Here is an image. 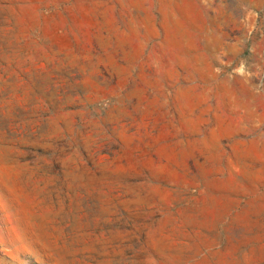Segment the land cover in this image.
Here are the masks:
<instances>
[{
	"label": "rangeland",
	"instance_id": "1",
	"mask_svg": "<svg viewBox=\"0 0 264 264\" xmlns=\"http://www.w3.org/2000/svg\"><path fill=\"white\" fill-rule=\"evenodd\" d=\"M0 264H264V0H0Z\"/></svg>",
	"mask_w": 264,
	"mask_h": 264
}]
</instances>
